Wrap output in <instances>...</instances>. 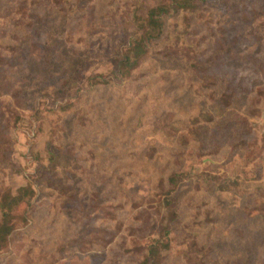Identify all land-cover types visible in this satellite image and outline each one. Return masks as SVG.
Wrapping results in <instances>:
<instances>
[{
    "label": "rangeland",
    "instance_id": "1",
    "mask_svg": "<svg viewBox=\"0 0 264 264\" xmlns=\"http://www.w3.org/2000/svg\"><path fill=\"white\" fill-rule=\"evenodd\" d=\"M176 1L0 0V264H264V0Z\"/></svg>",
    "mask_w": 264,
    "mask_h": 264
},
{
    "label": "trees",
    "instance_id": "2",
    "mask_svg": "<svg viewBox=\"0 0 264 264\" xmlns=\"http://www.w3.org/2000/svg\"><path fill=\"white\" fill-rule=\"evenodd\" d=\"M205 0H184L176 1V7L182 9H195L201 2ZM172 5L158 4L151 7L145 17L135 15L136 21L142 31L139 33H133L128 45V52L121 59L122 65L125 67H134L141 58L148 53L149 41L154 37L159 36L165 26V16L170 12ZM177 177L175 174L170 176V182L175 184ZM20 194L17 195V199H12L10 193L4 195L0 202V209L2 211V217L0 218V244H5L9 235L14 230L13 209L21 203L26 202L25 196L34 192L32 184H28L21 187ZM158 255V248L156 245H152L148 249V254L139 264H154Z\"/></svg>",
    "mask_w": 264,
    "mask_h": 264
}]
</instances>
